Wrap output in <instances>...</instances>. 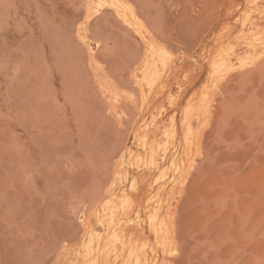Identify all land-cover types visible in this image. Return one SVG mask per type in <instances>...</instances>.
I'll use <instances>...</instances> for the list:
<instances>
[{"label": "rangeland", "instance_id": "1", "mask_svg": "<svg viewBox=\"0 0 264 264\" xmlns=\"http://www.w3.org/2000/svg\"><path fill=\"white\" fill-rule=\"evenodd\" d=\"M242 2L0 0V264H264Z\"/></svg>", "mask_w": 264, "mask_h": 264}, {"label": "bare ground", "instance_id": "2", "mask_svg": "<svg viewBox=\"0 0 264 264\" xmlns=\"http://www.w3.org/2000/svg\"><path fill=\"white\" fill-rule=\"evenodd\" d=\"M245 0H243V2L242 3H240V5H238L236 8H231V9H229V11L227 12V15H231V14H236V13H238L239 11H240V8H241V6L243 5V3H245L244 2ZM224 23V24H223ZM227 23L226 22H222V26L221 27H219L218 28V30H217V32H216V34H217V38L219 39V40H223L224 39V36L226 35V32H227ZM217 39V40H218ZM219 43V42H218ZM218 45L219 44H216L215 46H214V48L211 50L213 53H216L217 51H218ZM212 53V54H213Z\"/></svg>", "mask_w": 264, "mask_h": 264}]
</instances>
